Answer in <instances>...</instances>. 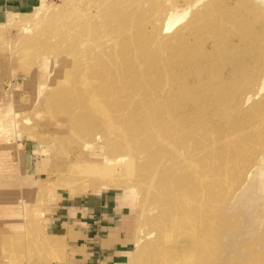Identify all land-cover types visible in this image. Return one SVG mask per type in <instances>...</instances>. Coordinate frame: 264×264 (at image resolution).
Listing matches in <instances>:
<instances>
[{"label": "rangeland", "instance_id": "rangeland-1", "mask_svg": "<svg viewBox=\"0 0 264 264\" xmlns=\"http://www.w3.org/2000/svg\"><path fill=\"white\" fill-rule=\"evenodd\" d=\"M108 3L39 0L33 7L15 11L13 24L3 26L6 18L0 21V169L7 163L11 169L25 168L32 173L37 164L36 177L41 180L33 197H23L30 223L24 225L25 233H19V243L13 235L1 251L0 264H33L48 255L55 258L58 245L42 244L45 218L67 193L74 196L104 188L114 195L123 215L121 244L125 251L118 264H150L148 251L172 219L169 214L183 209L182 197L196 189L206 199L199 203L198 214L182 223L194 233L204 225L203 217L211 220L210 215H216L218 230L225 228L221 241L227 243L226 249L219 250L216 264H264V0H140L134 13L140 19L139 35L135 36L149 35L155 23L157 30L172 13L179 19L167 33L179 28L181 45L186 48L175 55L161 51L157 44L153 48L138 45L143 47L138 49L135 41L127 39L129 32L136 30L123 25L119 29L129 32L121 30V35L113 38L117 34L107 31L110 17L104 7L107 9ZM91 23L98 24L96 43L94 32L86 31ZM79 35L85 44L79 42L76 50L81 52L74 59L77 52L68 39ZM116 41L128 52L118 64L120 72H144L145 79H151L146 82L150 85L147 96L162 110L159 122L172 134L164 159L156 161L144 144L136 149L117 148L118 136L114 140L100 126L76 124L66 111L76 102L73 93L75 98L80 92L92 96L84 93V88L74 89L68 99L61 92L65 84L71 86L76 76L73 84H79V77L88 73L102 84L99 78L104 66L108 75L117 73L110 68L119 57L107 52L105 59H100L98 53L102 48L108 51ZM140 51L149 57L139 58ZM160 59L168 61L167 67L162 64L165 71L156 70V63V67H148ZM134 82L127 96L145 85L135 78ZM4 139L23 142L26 151L23 153L20 143L11 147L2 142L7 141ZM205 151L212 155L203 154ZM203 155L207 158L205 172L210 175L196 188L191 168L184 167ZM22 179L29 183L26 176ZM73 183L76 186H69ZM8 198L15 200V194ZM16 200L23 204L22 197ZM197 252L188 247L169 255L165 264H197Z\"/></svg>", "mask_w": 264, "mask_h": 264}, {"label": "bare ground", "instance_id": "bare-ground-1", "mask_svg": "<svg viewBox=\"0 0 264 264\" xmlns=\"http://www.w3.org/2000/svg\"><path fill=\"white\" fill-rule=\"evenodd\" d=\"M109 1L111 2L110 5L108 3L107 9L104 7V10H106V13L109 14V17H110L109 20L108 18H106L108 20V25H109L107 27V31H111V33L117 34L113 38L120 36L121 35L120 31L125 30L123 28L119 29L118 27V26L123 25L126 29L132 28L131 30H136L134 34L133 32H129V30H125L121 32L127 31L129 33H132L130 36L127 37V39H131V42L135 41L138 49L143 48L140 46L138 47V45L149 46L150 48H153L154 44H157V45L162 46L161 51H170L169 53H172V54L174 53L181 54L186 50V48L181 45L182 42H180L183 36L181 35L179 28L167 33L169 29L172 27V25L179 19L178 17L171 15L172 13L169 14L167 19L164 18V20L160 22V25L157 27V30H156V23L154 24L152 31H149L151 35L149 34V35L143 36V34H141L140 37L139 36L136 37L135 35H139L138 30H137L138 28L137 22H139L140 19L137 20L134 13L137 9V5L140 4V0H137L139 1L138 3L132 2V0H109ZM141 3H142V0H141ZM13 15L14 13H7L6 15L7 17H5L6 20L3 22V26L13 24V19L17 18V17L13 18ZM153 18H155L154 15H153ZM196 22L197 21H193L195 25L198 24V23L196 24ZM95 23H91L87 27L88 29L86 31L87 32L90 31L89 33L91 34L93 32L94 34L98 32V29L96 28L98 24H95ZM144 23L145 22H140L139 24L142 25ZM97 34H95L96 35L94 39L95 43H96V40L98 41L100 37L99 34L98 35ZM158 35H160L161 39H157ZM73 37L71 38L69 37L70 39L68 38L67 39L69 41V44L73 45L74 48L72 49H74L77 52V54L73 55L74 59H76L78 52H81L79 50H76L78 49L77 47H79L78 44H80L79 42H81V44H85L84 43L85 41L83 42L82 40L79 39L81 35H79V37L76 36V38L75 36ZM261 41L263 43L264 39H261ZM176 42H178L179 44L174 45V43ZM93 44H94V41H93ZM86 46L91 47L90 49L92 50V47H93L92 44L88 45L87 43ZM90 49L88 50L89 52H90ZM255 49L260 50L257 47H255ZM105 51L106 49H103V48L99 50L98 53H99L100 59H105V54H107V52H109L108 54L110 56L116 55L119 57L116 61L117 64L115 63L110 68V70H115L117 71V73L108 75L107 71L103 70L105 69V66H104L102 68V74H101V71H100L101 75L98 74V76L100 75L101 77L99 78L100 82L102 83L103 81L102 84H100L98 80L96 81L93 80L92 79L93 77H88L89 73L87 74L88 78L84 76L83 78L79 77L82 80V82L80 80L81 83L75 84L77 88H74L75 85L73 84L76 79L78 80L77 76L74 81L72 80L73 83L71 82V86H68L66 84L63 86L62 84L63 86V89H61L62 96H66L67 94L71 95L74 92L73 91L74 89H76L75 91L85 89L87 91H85L84 93L87 92L89 93V96H92V98L84 97L81 94V92H80V95H82V97L78 95L75 98L73 97V95H76L74 93L71 95L72 97L67 95L66 98L71 97L72 99H75L74 101L76 102L73 103V106H71L70 104L71 106L70 109H67L66 111L69 112L72 116H74L76 124H80V125L83 124L85 126H89L90 128L91 127L97 128L98 126H100V128L103 131L107 132L108 134H111V137L118 136L119 142L115 141L116 144H119L117 148H119V146L121 148L123 146H129V148L131 149H136L137 147H141L144 144L145 145L144 149L147 152V154L155 155L156 161L160 160L161 158L164 159V156L166 158L167 148L171 144L170 136L172 134L166 133L164 128L161 126L159 122L163 115V114H160V111L162 110L157 109V107H155V103L147 96V94L149 93V88H150V85L148 83H151V79L148 78V80H146L145 78L147 76H146V73L144 72L135 74L129 69H127L128 71L123 70L124 73L120 72L122 70L121 68L122 66L121 65L118 66V64L121 63V59L123 61L124 58L122 57L128 52L124 51L120 47V43H118L117 41L111 42L110 46L108 47V51L106 52ZM85 55L86 53L82 57H86ZM148 55L149 54H147L145 51H140L138 54L139 58L149 57ZM78 62H76V64ZM146 62L148 63V60H146ZM167 62L168 61H164L161 59L154 60L153 62H151V64L148 65V67L151 68L152 66H155L154 63H156L158 65L157 66L158 68L156 70L165 71L167 67V64H166ZM162 64H165L166 67H164V65ZM85 76H86V72H85ZM71 77H74V76H71ZM134 78L138 82L145 83V85L141 87L139 90H137L135 95L130 97L127 95L132 92V88L133 86H135ZM95 82H98V84ZM104 83H107V84H104ZM95 84L96 86L98 85L97 88L95 86L93 87V85ZM102 85L103 86L105 85V86L103 87ZM102 89H105V90H102ZM93 96H95L94 97L95 99H93ZM139 127H141V130H139ZM115 137H114V140L116 139ZM157 142H159L160 145H158ZM156 145H158V147ZM205 153L208 154L209 152L207 151L203 152V154ZM206 162H207V158L203 155L202 158L199 160L195 159V160L189 161L188 164L185 165L184 167L185 170H187L188 167L191 168L190 171L192 172L189 171V173L190 175L193 174V177H192L194 180L193 183L196 184L195 186L196 188L198 185L202 184L201 179H203L204 177H208L210 175L209 174L207 176L205 172L207 168ZM172 171H169V173ZM141 173L142 172H140L139 174ZM186 173L188 174V172ZM175 176H177V180L180 179L177 173L175 174ZM136 179L139 180L140 177L137 176ZM181 179H182V176H181ZM174 182L177 185L179 184V183H176L175 180ZM214 183L215 182H213V184ZM69 186H76V185L73 183V184H69ZM181 188H184V187L182 186ZM186 192H188V194L183 193L185 195L183 196L184 198L181 196L182 195L181 193H180L181 195L179 194L180 198L182 197L181 201L185 199L184 203L183 204L181 203L184 206V208L180 210L178 208L177 209L175 208L176 210L171 211L169 215L173 217L170 220L168 226L165 228L164 231H162L163 233L160 234V236H158L159 238L156 241L157 244L155 245V243L153 242L152 248L149 249L148 251L150 252V255H151L150 256L148 254L150 256L149 258H152L151 262L153 264H165V259L168 258L169 255L171 256V254L180 253L181 250H186L188 247L198 249L197 253L199 254L196 259L197 264H216V256L217 254L219 255V250L227 248V243L223 244V241H221L222 239L220 237V235L224 233L225 228L223 229V231L218 230L221 228H219V225L217 226L216 222L214 221L216 217L214 213L210 215L211 220H208L207 217L206 218L203 217L205 219L203 223L204 225L200 226L201 229H199L198 232L196 230L194 231V233H192V231L186 225H183L182 223L183 220H186L187 218H191L192 216L198 214V212L200 211L198 209L199 203H201L204 199H206L205 198L206 196L203 193L197 192V189L193 192L190 191V193L189 191H186ZM196 221L197 220H195L194 218V223ZM175 230H176V233L174 232ZM172 233H175V234H172ZM177 234L179 236H177ZM234 243L237 244L239 242L236 241ZM170 260H173V257L170 258ZM249 260L250 258H248V261ZM147 261H148V258H147ZM151 262L149 263L152 264ZM248 264H253V262H248Z\"/></svg>", "mask_w": 264, "mask_h": 264}, {"label": "crops", "instance_id": "crops-1", "mask_svg": "<svg viewBox=\"0 0 264 264\" xmlns=\"http://www.w3.org/2000/svg\"><path fill=\"white\" fill-rule=\"evenodd\" d=\"M38 1L0 0V21L5 19L7 13L26 10ZM4 140L7 141L2 142L11 147L20 143L23 153L26 151L23 142L10 143L8 139ZM4 156L5 154L3 159ZM36 165L32 173H28L25 168L19 171L17 168L11 169L7 163L0 169V178H3L0 184V256L5 246H9L12 236H17L18 240L19 233H25L24 225L30 223L27 221L29 218L26 217V201L23 197L31 198L40 189L38 182L41 180L36 177ZM22 176L29 178L28 184H25ZM9 179H12V182L8 183ZM12 193L15 194V200L8 198ZM17 196L22 197L23 204L17 203ZM37 217L41 220L40 215ZM122 221L121 208L117 205L114 195L105 188L74 196L67 193L43 221L46 237L42 238V244L58 245L59 253L53 259L48 255L44 257V261L33 264H118L125 251L124 245L121 244Z\"/></svg>", "mask_w": 264, "mask_h": 264}]
</instances>
